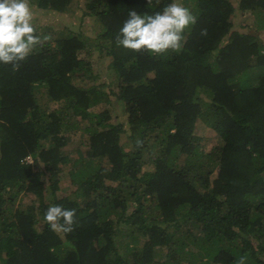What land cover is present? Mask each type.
Segmentation results:
<instances>
[{
    "label": "trees",
    "instance_id": "16d2710c",
    "mask_svg": "<svg viewBox=\"0 0 264 264\" xmlns=\"http://www.w3.org/2000/svg\"><path fill=\"white\" fill-rule=\"evenodd\" d=\"M29 1L66 14L74 0ZM172 2L92 0L83 16L97 19L98 37L35 26L50 39L18 71L0 64V264H236L241 256L264 264V43L233 31L237 12L264 29V0H185L197 22L180 50L117 46L130 11L153 14ZM94 52L111 59L118 93L99 82ZM113 95L128 128L92 111ZM42 96L65 109L48 113ZM199 119L222 142L210 153L194 134ZM83 127L90 152L72 160L70 132ZM67 165L77 188L70 196L60 192ZM50 205L76 210L72 232L51 230ZM150 211L159 219H147ZM122 225L151 235L133 262L117 243ZM155 247L167 249L164 261H153Z\"/></svg>",
    "mask_w": 264,
    "mask_h": 264
},
{
    "label": "clouds",
    "instance_id": "9594fccd",
    "mask_svg": "<svg viewBox=\"0 0 264 264\" xmlns=\"http://www.w3.org/2000/svg\"><path fill=\"white\" fill-rule=\"evenodd\" d=\"M152 2L148 0L149 5ZM33 19L29 0H0V64L11 65L13 71H18L37 46L50 39L37 34ZM196 22L191 10L177 0L153 14H139L132 10L119 30L116 43L127 50L163 55L169 50H180L185 31ZM206 34L207 30H202L201 35ZM75 218V209L60 205H50L44 215L45 222L58 234L72 232ZM236 264H246L245 257L237 259Z\"/></svg>",
    "mask_w": 264,
    "mask_h": 264
},
{
    "label": "rangeland",
    "instance_id": "374dc122",
    "mask_svg": "<svg viewBox=\"0 0 264 264\" xmlns=\"http://www.w3.org/2000/svg\"><path fill=\"white\" fill-rule=\"evenodd\" d=\"M36 1L37 0H33ZM92 2V0H74L69 12L66 14H58L49 11H43L38 9L35 5L29 1L30 5L32 6V10L34 13L33 24L36 28L40 29V33H52V32H64L68 33L67 30L74 31L76 33L83 34L85 37L89 39H95L99 36V33L102 31L97 19L85 18L83 16V11L85 10V6L87 3ZM185 0H177L185 6ZM237 17L234 19V28L233 31H240V32H247L256 34L259 41L264 43V29L261 28L258 24L257 17L250 13L241 14L237 12ZM93 41V40H91ZM102 57V58H100ZM94 72L100 75V80L108 85H111L112 88L115 89L116 93H118V89L115 83H113L114 76L116 75L115 72H112L109 68L111 59L107 57L100 56L97 52H94L92 56L89 58ZM78 84L90 86L92 85L91 82L83 80L77 81ZM109 92V90H107ZM45 94V92H44ZM43 94V96H44ZM39 98V101L44 109L48 110V113H52L53 111H61L65 108L64 103H48L47 98ZM205 98V94L201 95ZM111 102L108 104H100L94 108L92 111L94 113H102L104 111H108L112 117V121L115 124H123L125 128H128V121H127V114L125 113L124 104L123 102L119 101L117 96H111ZM72 124V123H71ZM83 127L79 130H72L70 132L71 140L69 145L66 147L65 152L69 158L72 160L81 157H88V153L90 152V145L87 144L88 138L84 134ZM196 136L202 138V143L206 149L207 153H210L213 148L222 145L220 137L216 132H214L209 125L204 123L202 119H199L196 123V129L194 131ZM123 141H126V136H123ZM26 162L29 164L33 163V159L28 157ZM148 169L150 167L147 166ZM72 169V165H67L65 169L62 171L61 178H60V192L67 194L68 196L72 195L76 191V187L72 184V179L70 175V171ZM24 200V199H23ZM34 198L33 196L26 197L25 201L23 202L22 208L26 209L33 205ZM147 219H153V217H157L159 219V214L157 211L151 213V211L147 214ZM161 227H166L167 224L161 223ZM39 228V225H38ZM122 235H120L117 239L118 246L121 249V252L126 256L128 262H133L135 257H143V254L148 248V244L151 238V235H143L139 233L136 228L133 226L122 225L121 226ZM169 232V229H166ZM127 245H130V250L127 249ZM133 249V251H131ZM167 249L165 247L159 248L155 247L153 249V261H164L165 260V253ZM182 264H189L187 261L183 262Z\"/></svg>",
    "mask_w": 264,
    "mask_h": 264
}]
</instances>
